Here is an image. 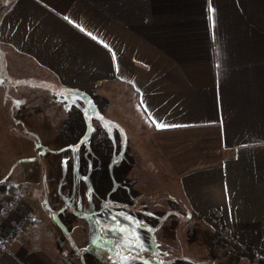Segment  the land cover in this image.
<instances>
[{"label":"crops","instance_id":"obj_1","mask_svg":"<svg viewBox=\"0 0 264 264\" xmlns=\"http://www.w3.org/2000/svg\"><path fill=\"white\" fill-rule=\"evenodd\" d=\"M99 118L158 186L140 176L144 196L126 193L141 207L106 212L149 201L198 231L254 236L264 257V0H0V207L24 182L22 152L50 153ZM36 200L6 222L32 216L0 264H77L54 227L40 233ZM102 242L116 243L90 247Z\"/></svg>","mask_w":264,"mask_h":264},{"label":"rangeland","instance_id":"obj_2","mask_svg":"<svg viewBox=\"0 0 264 264\" xmlns=\"http://www.w3.org/2000/svg\"><path fill=\"white\" fill-rule=\"evenodd\" d=\"M84 110L92 111L89 107H84ZM100 118L103 119L102 116ZM100 118L89 120L95 129V132L85 134L89 139L79 136L82 131L72 129L69 140L60 136L55 138L50 153L22 152L23 163L28 166L24 170V182L9 190L22 196L29 192L30 198L35 192L38 199L36 208L40 213L37 219L42 226L39 231L46 230L47 224L54 227L56 252L70 258V261H78L77 264H95L94 256L97 257L96 264H264L258 248L261 243L259 241L258 246L254 236L198 231L196 225L183 215L164 219L159 215L158 205L152 207L153 203L149 201L143 202V210L125 213L127 197L131 194L126 193V188L130 187L140 200L144 196L140 176L152 185L154 180L149 172L143 170L141 159L137 160V154H133L131 148L123 152L122 137L119 138V146L116 139L113 143L112 131L107 127L101 128V124L105 127L109 121ZM83 139H88L87 144ZM129 144L135 145L132 140ZM126 161L141 168H116ZM89 163L91 166L87 168ZM128 171L131 173L129 183L134 181L135 185L128 184ZM154 187L151 186L152 191L158 189V186ZM139 202L128 203L138 208L142 205ZM117 204L119 208L124 207V215L116 218L106 209H117ZM96 207H101L104 213L83 217L84 212L93 211ZM29 217L32 221V216ZM95 225L101 230L90 231ZM112 226H118L119 232L111 230ZM101 236L104 242L113 240L116 243L111 246L102 242L97 248H91V242L98 241Z\"/></svg>","mask_w":264,"mask_h":264},{"label":"built area","instance_id":"obj_3","mask_svg":"<svg viewBox=\"0 0 264 264\" xmlns=\"http://www.w3.org/2000/svg\"><path fill=\"white\" fill-rule=\"evenodd\" d=\"M29 196L27 193L25 196L20 194H13L7 205L0 207V255L5 252L8 246L19 236L23 235L27 227L30 224V215L22 216L18 219L15 226L11 229L6 230L5 224L11 217L19 212L25 203V198Z\"/></svg>","mask_w":264,"mask_h":264},{"label":"snow or ice","instance_id":"obj_4","mask_svg":"<svg viewBox=\"0 0 264 264\" xmlns=\"http://www.w3.org/2000/svg\"><path fill=\"white\" fill-rule=\"evenodd\" d=\"M160 127H164V126H166V125H159Z\"/></svg>","mask_w":264,"mask_h":264}]
</instances>
